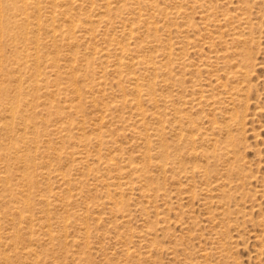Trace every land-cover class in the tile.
I'll return each mask as SVG.
<instances>
[{
    "label": "rangeland",
    "instance_id": "1",
    "mask_svg": "<svg viewBox=\"0 0 264 264\" xmlns=\"http://www.w3.org/2000/svg\"><path fill=\"white\" fill-rule=\"evenodd\" d=\"M16 1L20 4V0ZM47 1L42 4V11L45 9L43 11L45 15L40 20L42 27L36 36L29 34V39H32L31 41L37 39L40 43L50 42L52 28L54 27L58 32L61 28L60 32L65 30V36L58 42L59 44L57 43V51L54 47H50L49 51L46 49L41 54L37 65L24 67L20 55L29 52L30 48L36 43H26L24 45L18 40L26 31V27L17 23L9 24L16 39L3 42L0 47L2 53L0 56V69L5 72L0 70L2 75L0 76V85L2 86L1 83L4 82L0 88V97L2 95L0 111L3 106L4 109L13 108L16 110L17 108L18 112L21 108V111L25 114L24 116L20 112L22 113L20 114L22 115V118H20L22 121L20 119L19 121H13L9 114L0 115V136L2 137V140L0 139V222L3 219L0 223L2 227L0 229V256H7L11 261L10 263L8 260L10 264H264L263 0L262 2L261 0H241V2L238 0H139V4L129 5L125 8L122 6L124 2L133 4L132 2L135 0H109L111 5L106 10L103 7V0H98L96 5L90 3L76 5V0L73 5L70 3L71 0ZM246 7L248 10H246ZM53 8L57 10L55 12L56 21H52L47 16ZM249 8H251L250 11ZM238 13H244L245 16L252 15L248 22L240 23L234 17ZM91 18L93 22H96L94 26L97 28V31H91L92 33L86 31L89 27L87 23ZM205 18L213 20H210L212 23ZM131 20L136 22L135 28L137 26L133 36L128 34L129 29L125 24ZM232 20L234 23H232ZM147 22H155L159 27V31L155 32L152 25L147 24ZM213 23H217L216 28L213 27ZM247 23L248 25H246ZM239 24L240 26H238ZM33 26L31 23L30 27ZM71 27L72 34L69 31ZM232 28L237 29L238 32L241 28V34ZM228 29L230 32H228ZM73 32H76L75 36L77 38L75 40L71 38L72 35L74 36ZM30 40L29 42H31ZM242 40H244V43L240 42ZM125 45L133 49V54L124 56V58L123 56L120 57L121 54L117 49ZM170 45L172 48H170ZM215 51H217V54ZM75 53L78 55V61L67 63L68 68L65 67L64 62H61V65L64 66L60 72L70 71V65L77 66L79 73L72 76L81 80L76 84L85 96L88 88L86 86H95L97 89L95 94L93 96L87 94L88 97L83 102L74 101L76 93H74V88L69 80L55 77L51 71L53 69V57L57 54L73 55ZM91 53L93 56L90 55ZM169 54L170 57L167 58ZM214 54L217 56L216 58ZM223 54H227V59ZM244 54H248L247 59H245L246 55ZM84 55H90V57H84ZM108 55L111 58L110 56L108 58ZM208 55L213 56V58H209ZM251 55L253 60H251ZM139 56L150 59L149 66L136 65ZM163 56H166V58ZM209 59L211 61L215 60V62L211 63L210 61L208 63ZM245 60L249 62L246 63ZM121 61L130 64V67L120 69L122 70L120 73L116 64ZM250 61H253L254 66L250 65ZM215 63H218V65H215ZM242 65H250L249 67L246 66L250 68L251 72H249L248 79L244 78L245 75L242 74L247 68L240 70L241 67L245 68ZM153 67H156L157 70H154ZM103 68L106 69L107 73ZM205 68L206 70L209 68V72L205 71ZM130 69H134V71H130ZM252 69L254 70L251 71ZM115 70L118 75L120 74L119 76H117ZM236 70L242 75L235 73ZM128 71L130 74H128ZM39 72L42 75L38 76ZM104 74L106 77L102 78ZM136 75L140 78L139 83L141 86L143 85L142 88L149 89L151 87L150 97L153 100H150V97L147 98L148 96L139 98L134 93L133 86L136 82L134 79ZM233 75L238 78L233 79ZM102 82L105 84H102ZM34 83H38L37 87ZM102 85H105L104 89L106 90L103 89ZM99 88L101 89L99 90ZM58 89L62 90L57 95L54 91ZM45 93H47V96ZM8 95L11 96V100L13 98L17 100H15L17 102L15 103L16 106L11 105L12 102ZM35 95H38V97ZM135 98H139V103H142L141 110L136 108ZM126 99L134 103L132 107H124ZM20 100L23 102L20 103ZM51 101L52 104H50ZM9 103L10 106L7 105ZM105 104L107 109L103 107ZM30 106H35V109L31 110L32 107ZM142 110L146 114V119L141 123L137 118L139 117L138 112L141 113ZM45 111H47L46 114H44ZM153 113H157V116H159L152 117ZM30 115L34 117L35 121L30 118ZM155 120L158 122L155 123ZM27 121L31 128L23 130L25 128L24 122L27 123ZM42 121L47 123L44 124ZM15 122L17 123L15 124ZM77 123H79V127ZM34 125L38 127H35V129L39 130L34 131ZM105 125H107V129ZM64 126L65 129L62 130L61 127L64 128ZM42 130L44 131L42 132ZM25 131L29 134H25ZM45 131H48V133ZM50 131L52 133L55 131V133L51 134ZM35 133L37 137H34L36 136ZM98 134L99 136H97ZM24 135L27 137V139L25 137L26 142L29 141L27 145L23 143L25 141L23 140ZM15 143L18 150L13 149ZM155 144L160 145V149ZM36 145L39 146L38 149L33 147ZM161 150L164 156L160 153ZM190 150L193 152H190ZM199 151L201 152L199 153ZM81 156L89 160H83ZM55 157L57 158L55 159ZM76 157L80 164L84 161L86 164H81V167L74 160ZM140 164H143L144 167ZM160 165H164L166 170ZM63 171L69 172L68 175L63 174L65 173ZM104 173L107 174L106 177L103 175ZM69 174L71 175L70 178ZM29 175L30 178H28ZM100 175L104 176L103 181L100 180ZM1 176L4 178L7 176L8 178L5 181ZM22 176L23 178H21ZM63 176H65L64 180ZM148 177L152 178V182H148L150 179ZM66 179L69 184L64 183ZM145 180L147 183H145ZM98 181L99 183H97ZM28 182H30V185H28ZM111 183H114V186ZM159 183L160 186H158ZM2 184L8 186L7 190ZM152 184L153 188H151ZM163 184L166 188L163 187ZM24 188L29 190L27 194L20 192ZM204 188L207 189L204 190ZM153 189L157 190V194ZM210 189H212V192ZM143 191L146 193H143ZM166 193L171 197L170 199H168ZM39 194L43 195L40 197ZM48 194L51 195L48 196ZM44 195L53 200L57 199L55 202L58 206L54 203L55 205L48 207L45 203V208L42 205L44 204L42 201L45 198ZM27 196L34 201V207L27 209L31 210L30 212L33 215L41 216L38 218L35 215L34 218L37 217V220L31 223L22 222L19 219V210L16 208L21 206L20 200L22 201ZM157 196L158 198H155ZM38 199L41 200L42 204ZM37 203L40 205H37ZM152 206L153 208H151ZM43 208L47 210L49 208V210L44 209V211ZM27 209V212L24 213L31 214L28 213L29 210ZM213 218L217 219L213 221ZM61 219L62 221H60ZM42 222L43 224H41ZM48 223L51 224V230H53L51 233L53 232L52 234L56 237L52 242L48 241L49 237L47 236L49 235L46 233L47 228L44 227ZM224 223H226V227ZM11 226L17 230L12 231ZM19 229L22 231L19 234L20 236L17 234V239L20 238L21 240L18 241L15 237L13 240L8 239L7 235L11 236L13 232ZM24 229L30 232L28 233L29 237ZM35 234L36 238H34ZM145 234H147V237ZM26 236L29 241L26 240ZM83 236L84 238L81 239ZM16 242L19 243L17 248L19 255L14 244ZM29 250H34L36 253L38 251L39 256L37 253V256L28 257L26 254ZM14 252L17 254H14ZM128 253L130 256H128ZM2 262L0 264H3Z\"/></svg>",
    "mask_w": 264,
    "mask_h": 264
},
{
    "label": "bare ground",
    "instance_id": "2",
    "mask_svg": "<svg viewBox=\"0 0 264 264\" xmlns=\"http://www.w3.org/2000/svg\"><path fill=\"white\" fill-rule=\"evenodd\" d=\"M67 1H69V0H67ZM97 1L98 0H76V2H75V0H71L70 1V3L73 5V4H75L76 3V5H78L79 3H90L91 5H96L97 4ZM102 1V0H101ZM118 1V0H117ZM117 1H116V3H117ZM225 1V0H224ZM238 1H240L241 2V0H238ZM20 2V4L19 3H17V1L16 0H0V47H1V44L3 43V42H7V41H14V39H16V38H14V36H13V34H12V30L10 29V27H9V24H11V23H17V24H20V25H22L23 27L25 26L26 28V31L24 32V34L21 36V38H18V40L21 42V43H23L24 45L26 44V43H36V45H34L33 47H31L30 48V51L29 52H27V53H24V54H21L20 55V60L22 61V65L24 66V67H32V65H37L39 62H38V59L40 58V56H41V54H43L44 52H45V50L47 49H49L50 47H54V49H55V51H57L56 50V45H57V43L60 41V40H62L63 38H64V36H65V30L64 31H61L60 32V29H59V32H58V30L57 29H55L54 27L52 28V35H51V40H50V42H44V43H40L39 42V40H35V41H31L29 38V34L31 35H34V36H36V34H37V32H39L40 31V29H41V23H40V20L43 18V16L45 15V13L42 11V4H45L46 2H48L47 0H20L19 1ZM113 2H115V1H113ZM122 2V1H121ZM156 2V1H155ZM261 2H262V0H261ZM263 2H264V0H263ZM125 3V2H124ZM122 4V6L125 8V7H127V6H129V5H135V4H139L140 2H139V0H135L134 2H132L133 4H127V3H125V4ZM145 3V2H144ZM235 3V2H234ZM260 3V2H259ZM103 4H104V8H105V10L107 9V7H108V9H109V6L111 5V2L108 0H103ZM180 4V3H179ZM202 4V3H201ZM231 4H232V2H231ZM71 5V6H72ZM54 7H58L57 5H53ZM87 6H89V5H87ZM212 6V5H211ZM47 7V6H46ZM61 7V6H60ZM237 7V6H236ZM75 8V7H74ZM86 8V7H85ZM47 9V8H46ZM49 9V8H48ZM51 9V8H50ZM123 9V8H122ZM250 9L251 8H249V11H250ZM66 10V9H65ZM86 10V9H85ZM90 10V9H89ZM102 10V9H101ZM118 10V9H117ZM138 10V9H137ZM235 10V9H234ZM246 10H248V8L246 7ZM57 10L55 9V8H53L52 9V11H49V13L47 14V16H49L50 18H51V20L52 21H56V19H57V17H56V14H55V12H56ZM99 11V10H98ZM149 11V10H148ZM67 12V11H66ZM104 12V11H103ZM206 12V11H205ZM68 13V12H67ZM132 13V12H131ZM164 13V12H163ZM74 14V13H73ZM99 14H100V12H99ZM98 14V15H99ZM171 14H173V13H171ZM207 14V13H206ZM248 14V13H247ZM246 14V15H247ZM122 15V14H121ZM210 15H212V14H210ZM209 15V16H210ZM225 15V14H224ZM235 15V14H234ZM250 16L252 15V14H249ZM88 16V15H87ZM92 16V15H91ZM133 16V15H132ZM141 16V15H140ZM250 16H245V14L244 13H238V14H236V16H234L235 18H237V21L238 22H240V23H243V22H248L249 21V19H250ZM62 17V16H61ZM101 17V16H100ZM206 17V16H205ZM211 17V16H210ZM49 18V19H50ZM90 18V17H89ZM101 18H104L103 16L101 17ZM127 18V17H126ZM140 18V17H139ZM257 18V17H256ZM60 19V18H59ZM64 19V18H63ZM124 19V18H123ZM137 19V18H136ZM207 21L209 20V19H207V18H205ZM220 19V18H219ZM254 20H255V18H253ZM68 20V19H67ZM83 20V19H82ZM112 20V19H111ZM138 20V19H137ZM151 20V19H150ZM211 20V19H210ZM209 20V21H210ZM216 20V19H215ZM220 20H222V19H220ZM220 20H217V21H220ZM77 21H78V19H77ZM211 21H213V20H211ZM210 21V23H212ZM224 21H225V18H224ZM236 21V22H237ZM151 22V21H150ZM150 22H147V24H149ZM190 22V21H189ZM223 22V21H222ZM31 23H32V25H34L33 27H30L31 26ZM44 23V22H43ZM58 23V22H57ZM65 23V22H64ZM71 23V22H70ZM74 23V22H73ZM76 23V22H75ZM94 23H96V22H93V20H92V18L90 19V21H88V23L87 24H89V27H87V30L86 31H92V32H95V31H97V28L94 26ZM209 23V24H210ZM227 23V22H226ZM225 23V24H226ZM230 23V22H229ZM232 23H234V21L232 20ZM250 23V22H249ZM83 24V23H82ZM126 24V26H128V29H129V33L128 34H130V36H133V34H134V32H135V29L137 28V26H136V28H135V25H136V22L133 20H131L129 23L127 22V23H125ZM145 24V23H144ZM151 25H152V29H154L155 30V32H158L159 31V27H158V25H156V23L154 22V23H150ZM214 24V23H213ZM212 24V25H213ZM217 23H215L214 24V26L213 27H215V25H216ZM53 25V24H52ZM65 25V24H64ZM74 25H76V24H74ZM74 25H73V27H74ZM96 25V24H95ZM97 25H99V24H97ZM138 25V24H137ZM211 25V24H210ZM232 25V24H231ZM244 25V24H243ZM246 25H248V23L246 24ZM45 26V25H44ZM58 26V25H57ZM66 26V25H65ZM190 26V25H189ZM218 26V25H217ZM225 26V25H224ZM238 26H240V24L238 25ZM250 26V25H249ZM248 26V27H249ZM122 27V26H121ZM120 27V28H121ZM222 27H223V24H222ZM231 27V26H230ZM229 27V28H230ZM233 27H235V25H233ZM49 28V27H48ZM127 28V27H126ZM216 28V27H215ZM224 28V27H223ZM237 28H239V27H237ZM245 28H247V27H245ZM249 28H251V27H249ZM248 28V29H249ZM220 29V28H219ZM233 29V28H232ZM247 29V30H248ZM146 30V29H145ZM209 30V29H208ZM229 30V29H228ZM227 30V31H228ZM233 30H235V29H233ZM237 30V29H236ZM235 30V31H236ZM240 30H241V28H240ZM240 30H239V32H238V30H237V33H240L241 34V32H240ZM245 30V29H244ZM69 31H71V34H72V27H71V29H69ZM74 31V30H73ZM79 31V30H78ZM151 31V30H150ZM162 31V30H161ZM180 31V30H179ZM232 31V30H231ZM91 32V33H92ZM147 32V31H146ZM228 32H230V30L228 31ZM233 32V31H232ZM75 33L76 32H73V34H74V36L72 35V39H76L77 37L75 36ZM85 33V32H84ZM145 33V32H144ZM166 33V32H165ZM173 33V32H172ZM187 34V33H186ZM229 34H231V33H229ZM228 34V35H229ZM234 34V33H233ZM143 35V34H142ZM155 35H156V33H155ZM158 35H159V33H158ZM171 35V34H170ZM235 35V34H234ZM234 35H233V37H234ZM33 36V37H34ZM83 36V35H82ZM94 36V35H93ZM98 36V35H97ZM147 36V35H146ZM230 36V35H229ZM242 37H243V35H241ZM127 37V36H126ZM142 37V36H141ZM140 37V38H141ZM159 37V36H158ZM178 37V36H177ZM191 37V36H190ZM232 37V38H233ZM32 38V37H31ZM69 38V37H68ZM88 38V37H87ZM108 38V37H107ZM231 38V39H232ZM238 38V37H237ZM244 38V37H243ZM250 38V37H249ZM82 39V38H81ZM174 39V38H173ZM29 40L31 41V42H29ZM114 40V39H113ZM127 40V39H126ZM237 41L239 40V39H236ZM246 40H248V39H246ZM245 40V41H246ZM68 41V40H67ZM107 41V40H106ZM116 41H117V39H116ZM182 41V40H181ZM234 41V40H233ZM244 40H242V41H240V42H243ZM100 42V41H99ZM115 42V41H114ZM129 42V41H128ZM127 42V43H128ZM165 42H167L166 40H165ZM184 42V41H183ZM214 42V41H213ZM73 43H75V42H73ZM153 43V42H152ZM162 43V42H161ZM176 43V42H175ZM174 43V44H175ZM192 43V42H191ZM190 43V44H191ZM244 43V42H243ZM59 44V43H58ZM65 44V43H64ZM106 44V43H105ZM121 44V43H120ZM171 44H172V42H171ZM236 44V43H235ZM100 45V44H99ZM118 45V44H117ZM142 45V44H141ZM145 45V44H144ZM176 45V44H175ZM214 45V44H213ZM71 46H72V44H71ZM109 46V45H108ZM111 46V45H110ZM171 46V45H170ZM185 46V45H184ZM187 46V45H186ZM106 47V46H105ZM115 47H117V46H115ZM157 47V46H156ZM159 47H161V46H159ZM189 47V46H188ZM214 47H216V46H214ZM163 48V47H162ZM170 48H172V46L170 47ZM84 49V48H83ZM103 49V48H102ZM153 49V48H152ZM191 49V48H190ZM78 49L76 48V51H77ZM118 52H119V54H121L120 55V57L121 56H128V55H131V54H133V49H131L129 46H120L118 49ZM169 50V49H168ZM216 50V49H215ZM49 51V50H48ZM54 51V52H55ZM172 51V50H171ZM177 51V50H176ZM175 51V52H176ZM183 51V50H182ZM197 51V50H196ZM213 51V50H212ZM219 51V50H218ZM53 52V51H52ZM73 52V51H72ZM78 52V51H77ZM179 52V51H178ZM199 52V51H198ZM217 51H215V53H216ZM49 53H51V52H49ZM90 53V52H89ZM106 53V52H105ZM212 53H214V52H212ZM1 50H0V56H1ZM47 54V53H46ZM52 54V53H51ZM81 54V53H80ZM88 54V53H87ZM114 54V53H113ZM152 54V53H151ZM217 54V53H216ZM50 55V54H49ZM91 56H93L92 55V53L90 54ZM90 55H88V56H85L84 55V57H90ZM97 55V54H96ZM223 55H225V57L227 56V54H223ZM244 55H246V54H244ZM248 55V54H247ZM247 55L245 56V59H247ZM100 56V55H99ZM103 56V55H102ZM109 56L110 55H108V58H109ZM209 56V55H208ZM207 56V57H208ZM211 56V55H210ZM209 56V58H213V56H211L210 57ZM250 56V55H249ZM83 57V56H82ZM104 57V56H103ZM102 57V58H103ZM115 57H117V56H115ZM124 57V58H125ZM164 57V56H163ZM170 57V54L168 55V57L167 58H169ZM214 57L216 58L217 56H215V54H214ZM223 57V56H222ZM2 58V57H1ZM95 58V57H94ZM98 58V57H97ZM101 58V59H102ZM110 58H111V56H110ZM133 58V57H132ZM164 58H166V56L164 57ZM224 58V57H223ZM251 58H252V55H251ZM250 58V59H251ZM18 59V58H17ZM87 59V58H86ZM89 59H91V58H89ZM92 59H93V57H92ZM92 59H91V61H92ZM208 59V58H207ZM226 59H227V57H226ZM249 59V60H250ZM8 60V59H7ZM88 60V59H87ZM113 60V59H112ZM121 60V59H120ZM126 60H127V58H126ZM126 60H123V61H126ZM165 60V59H164ZM183 60V59H182ZM251 60H253V58L251 59ZM78 61V55H76V53L75 54H71V55H66V54H64V55H59V54H57L55 57H53L52 58V63H53V69L51 70L52 71V74L55 76V77H62L63 79H66V80H69L70 82H71V85L73 86V88H74V93H76V98L74 97V101H79V102H83V101H85L84 99L86 98V97H88L87 96V94H91L92 96L95 94V92L97 91V89L95 88V86H91V85H87L86 87H90L89 89L87 88V90H86V96L84 95V92L83 91H81V89H79L78 87H77V82H81V80H79V78L78 77H76V78H74L73 76L74 75H76L77 73H79V69H77L76 67L77 66H74V65H70L69 67H70V71H64L63 73H61L60 72V70L63 68V66L61 65V62H64L65 63V67H67V63H71V62H77ZM83 61V60H82ZM82 61H81V63H82ZM103 61V60H102ZM105 61V60H104ZM123 61H121L120 63H118V64H116L117 65V67H118V71L121 73V71L122 70H120V69H123L124 67H130V64H127L126 62H123ZM128 61V60H127ZM151 60L150 59H148V58H146V57H143V56H139L138 57V60L136 61V65H146V66H149L148 64H149V62H150ZM210 59H209V61H207L208 63H210ZM223 61V60H222ZM228 61V60H227ZM240 61H242V60H240ZM248 61V60H247ZM247 61L245 60V62L247 63ZM6 62V61H5ZM46 62V61H45ZM90 62V61H89ZM97 62V61H96ZM134 62V61H133ZM171 62V61H170ZM202 62V61H201ZM204 62V61H203ZM202 62V63H203ZM212 62H215V60H212L211 61V63ZM219 63H220V61H218ZM244 62V63H245ZM249 62V61H248ZM252 62L253 61H250V65L252 64ZM16 63V62H15ZM43 63V62H42ZM86 64H87V61L85 62ZM102 63V62H101ZM106 63H108V62H106ZM111 63V62H110ZM109 63V64H110ZM115 63V62H114ZM224 63V62H223ZM244 63H241V64H244ZM245 63V64H246ZM1 64V63H0ZM67 64V65H66ZM74 64V63H73ZM86 64H85V66H86ZM93 64V63H92ZM100 64V63H99ZM103 64H105V63H103ZM170 64V63H169ZM193 64H195V63H193ZM218 65V63H215V65ZM239 64H240V62H239ZM238 64V65H239ZM21 65V64H20ZM81 65V64H80ZM106 65V64H105ZM105 65H103L104 67H105ZM135 65V64H134ZM188 65V64H187ZM207 65V64H206ZM227 65V64H226ZM249 65V66H250ZM90 66V65H89ZM100 66H102V64H100ZM107 66V65H106ZM205 66V65H204ZM209 66H211V65H209ZM208 66V67H209ZM240 66V65H239ZM238 66V67H239ZM243 67L245 66V68H242L241 67V69L240 70H242V69H246L247 67H249V66H247V65H242ZM247 66V67H246ZM252 66H254L253 64H252ZM83 67H84V65H83ZM114 67H115V65H114ZM167 67V66H166ZM169 67V66H168ZM179 67V66H178ZM189 67V66H188ZM190 67H191V65H190ZM207 67V66H206ZM216 67V66H215ZM2 68H3V66H2ZM68 68V67H67ZM111 68V67H110ZM170 68V67H169ZM212 68H213V66H212ZM19 69V68H18ZM30 69V68H29ZM85 69H86V67H85ZM105 68H103V70H104ZM112 69V68H111ZM128 69V68H127ZM153 69L154 70H157V68L156 67H153ZM152 69V70H153ZM200 69H202V68H200ZM209 68H207V70H206V68H205V71H208L209 72V70H208ZM248 70L250 69V68H247ZM246 69V70H247ZM1 71L3 70V69H0ZM6 70V69H5ZM134 71V69H130V71ZM161 70V69H160ZM169 71H170V69H168ZM175 70V69H174ZM214 70V69H213ZM239 70V69H238ZM239 70V71H240ZM244 71V72H242V74L243 75H245V77L244 78H247L248 77V75H250V70L248 71ZM254 69H252L251 71H253ZM15 71V70H14ZM19 71V70H18ZM40 71V70H39ZM83 71V70H82ZM110 71H112V70H110ZM126 71V70H125ZM168 71V72H169ZM3 72H4V70H3ZM2 72V73H3ZM7 72V71H6ZM20 72V71H19ZM85 72V71H84ZM90 72H91V70H90ZM93 72V71H92ZM103 72V71H102ZM105 72H106V69H105ZM129 72V71H128ZM171 72V71H170ZM201 72V71H200ZM235 72V71H234ZM241 72V71H240ZM250 72V73H249ZM1 73V72H0ZM5 73V72H4ZM20 73H22V72H20ZM33 73H35L34 71H33ZM45 73V72H44ZM94 73V72H93ZM107 73V72H106ZM114 73V72H113ZM115 73L117 74V76H119L118 75V73L116 72V70H115ZM114 73V74H115ZM127 73V72H126ZM132 73V72H131ZM235 73H238V71L236 70V72ZM253 73V72H252ZM91 74V73H90ZM128 74H130V72L128 73ZM210 74V73H209ZM239 74V73H238ZM241 73L239 74V75H242ZM5 75V74H4ZM7 75V74H6ZM5 75V76H6ZM10 75H12L11 73H10ZM39 75H42L40 72H39V74H38V76ZM45 75V74H44ZM73 75V76H72ZM127 75V74H126ZM172 75V74H171ZM176 75V74H175ZM174 75V76H175ZM237 75V74H236ZM0 76H2L1 74H0ZM32 76V75H31ZM129 76V75H128ZM252 76V75H251ZM251 76H249V77H251ZM8 78H9V76H7ZM27 77V76H26ZM35 77V76H34ZM33 77V78H34ZM36 77H37V75H36ZM87 77V76H86ZM101 77V76H100ZM104 77H106V75L104 74V76L102 77V78H104ZM125 77V76H124ZM149 77V76H148ZM152 77V76H151ZM229 77V76H228ZM235 77H237V76H234L233 75V79L235 78ZM242 77V76H241ZM14 78V77H13ZM29 78V77H28ZM127 78V77H126ZM132 78V77H131ZM170 78V77H169ZM238 78V77H237ZM18 79V78H17ZM106 79V78H105ZM127 79H129V78H127ZM126 79V80H127ZM135 79V85L133 86V90H134V93H136L137 94V96H139V98L141 97H143V96H148L147 98H149L151 95V91H150V89H151V87L149 88V89H146V88H142V86H141V84L139 83V77H137V75H136V77L134 78ZM230 79V78H229ZM248 79V78H247ZM0 80H1V77H0ZM22 80V79H21ZM28 80V79H27ZM38 80V79H37ZM131 80V79H130ZM33 81H34V79H33ZM32 81V82H33ZM47 81V80H46ZM106 81V80H105ZM120 82H121V80H119ZM134 81V80H133ZM133 81H129V82H133ZM151 81V80H150ZM17 82V81H16ZM21 82V81H20ZM34 82H36V80L34 81ZM89 82V81H88ZM118 82V81H117ZM152 82V81H151ZM154 82V81H153ZM22 83V82H21ZM20 83V84H21ZM90 83V82H89ZM104 82H102V84H103ZM122 83V82H121ZM144 83V82H143ZM222 83V82H221ZM220 83V84H221ZM2 84V86H3V84H4V82H2L1 83ZM19 84V85H20ZM23 84V83H22ZM35 85H36V87H37V85H38V83H34ZM105 84V83H104ZM148 84V83H147ZM173 84V83H172ZM18 85V86H19ZM99 85H100V83H99ZM150 85V84H149ZM161 85V84H160ZM169 85V84H168ZM211 85H212V82H211ZM222 85H224V84H222ZM1 85H0V88L2 87ZM22 86V85H21ZM29 86V85H28ZM27 86V87H28ZM79 86V85H78ZM104 86L105 85H102V87H103V89H104ZM146 86V85H145ZM144 86V87H145ZM166 86V85H165ZM170 86V85H169ZM197 86V85H196ZM203 86H204V84H203ZM41 87V86H40ZM130 87V86H129ZM163 87V86H162ZM218 87H219V85H218ZM4 88H5V86H4ZM3 88V89H4ZM30 88V87H29ZM215 88V87H214ZM220 88V87H219ZM15 89V88H14ZM31 89V88H30ZM101 88H99V90H100ZM216 89V88H215ZM25 90V89H24ZM23 90V91H24ZM41 90V89H40ZM62 90V89H61ZM61 90L60 89H58V90H56V91H54V93L55 94H60L61 93ZM104 90H106V89H104ZM122 90V89H121ZM120 90V91H121ZM130 90V89H129ZM128 90V91H129ZM158 90V89H157ZM161 90V89H160ZM206 90V89H205ZM27 91V90H26ZM126 91V90H125ZM42 92V91H41ZM47 92V91H46ZM122 92V91H121ZM130 92V91H129ZM132 92V91H131ZM172 92V91H171ZM192 92V91H191ZM207 92V91H206ZM215 92V91H214ZM217 92V91H216ZM1 93H3V91H1ZM71 93V92H70ZM101 93V92H100ZM126 93H127V91H126ZM226 93V92H225ZM230 93H231V91H230ZM16 95H17V92L15 93ZM27 95H28V93H26ZM213 94V93H212ZM211 94V95H212ZM217 94V93H216ZM15 95V96H16ZM21 95V94H20ZM20 95H18V96H20ZM45 95L47 96V93H45ZM7 96V95H6ZM9 96L10 95H8V98H9ZM14 96V97H15ZM22 96H23V93H22ZM35 96H37L38 97V95H35ZM43 96V95H42ZM99 96V95H98ZM103 96V95H102ZM106 96V95H105ZM104 96V97H105ZM136 96V95H135ZM13 97V96H12ZM45 97V96H44ZM55 97V96H54ZM134 97V96H133ZM169 97V96H168ZM209 97V96H208ZM16 98V97H15ZM23 98V97H22ZM33 98V97H32ZM35 98V97H34ZM41 98H43V97H41ZM68 98V97H67ZM98 98V97H97ZM139 98H135V100H136V104H135V106H136V108L137 109H139V110H141L142 108H141V104L142 103H139ZM171 98V97H170ZM2 99V95H1V97H0V100ZM6 99V98H5ZM12 98H11V96H10V100H11ZM26 99V98H25ZM94 99H95V97H94ZM150 100H153V98H149ZM180 99V98H179ZM222 99V98H221ZM226 99H227V97H226ZM233 99V98H232ZM14 100V101H13ZM13 100H11V105H15L16 106V104L15 103H17V102H15V100L16 99H14L13 98ZM19 100V99H18ZM24 100V99H23ZM34 100H36V99H34ZM173 100V99H172ZM208 100V99H207ZM17 101V100H16ZM22 100H20V103H22L21 102ZM38 101H39V99H38ZM38 101L36 102L37 104H38ZM92 101V100H91ZM220 101V100H219ZM219 101H217V102H219ZM101 102V101H100ZM172 102V101H171ZM10 103L9 104H7V105H9L10 106ZM25 103V102H24ZM86 103V102H85ZM90 103V102H89ZM88 103V104H89ZM210 103V102H209ZM216 103V102H215ZM44 104V103H43ZM42 104V105H43ZM50 104H52V101L50 102ZM133 102H131V101H129V100H125L124 101V107L125 106H129V107H132L133 106ZM197 104V103H196ZM211 104V103H210ZM26 106H27V104H25ZM156 105V104H155ZM15 106H11V107H15ZM41 106V105H40ZM49 106V105H48ZM82 106V105H81ZM143 106V105H142ZM194 106H196V105H194ZM22 107V106H21ZM28 107H29V105H28ZM27 107V108H28ZM30 107H32V108H30L31 110L35 107V106H30ZM47 107V106H46ZM103 107H107V105L105 104V106H103ZM116 107H117V105H116ZM151 107V106H150ZM162 107V106H161ZM9 108V107H8ZM52 108V107H51ZM67 108H68V106H67ZM35 109V108H34ZM107 109V108H106ZM105 109V110H106ZM124 109V108H123ZM133 109V108H132ZM167 109H169V108H167ZM25 110V109H24ZM155 110V109H154ZM234 111V110H233ZM236 111H238L237 109H236ZM20 112H22L21 111V108H20ZM20 112H18L17 111V108H16V110H14L13 108H11V109H7V108H5L4 109V106H3V108H2V110L0 111V115H7V114H9V117L13 120V121H15V120H18L19 121V119L20 118H22L21 116L22 115H20V114H22V113H20ZM25 112H26V110H25ZM144 111L142 110V112L140 113V112H138V115H139V117L137 118L138 119V121L139 122H143L145 119H146V114H144L143 113ZM150 112V111H149ZM31 113V112H30ZM47 113V111H45V113L44 114H46ZM50 113V112H49ZM238 113V112H237ZM24 114V113H23ZM32 114V113H31ZM51 114V113H50ZM74 114V113H73ZM178 114V113H177ZM241 115H242V113H240ZM36 115H37V113H36ZM77 115V114H76ZM163 115V114H162ZM238 115V114H237ZM240 115V116H241ZM24 116H25V114H24ZM31 117V119L33 118V120H34V117H32V115H30ZM95 116V115H94ZM104 116H106V115H104ZM151 116V115H150ZM159 116V115H158ZM157 116V113H153L152 114V117H158ZM177 116V115H176ZM53 117V116H52ZM81 117H83V116H81ZM98 117V116H97ZM119 117H120V115H119ZM165 117V116H164ZM29 118V119H30ZM234 118H236V117H234ZM8 119V118H7ZM25 119V118H24ZM71 119H73V118H71ZM100 119V118H99ZM161 119H162V117H161ZM178 119V118H177ZM237 119V118H236ZM21 120V119H20ZM43 120V119H42ZM47 120V119H46ZM101 120V119H100ZM158 120V119H157ZM160 120V119H159ZM166 120V119H165ZM232 120V119H231ZM22 121V120H21ZM25 122H26V120H24ZM35 121V120H34ZM47 121H49V120H47ZM76 121H77V118H76ZM119 121V120H118ZM156 121V120H155ZM167 121V120H166ZM24 122V126H25V128H23V130L24 129H26V130H28V129H30L31 128V126L29 125V123H28V121H27V123H25ZM42 122H44V121H42ZM158 121H156L155 123H157ZM164 122V121H163ZM9 123H10V121H9ZM13 123V122H12ZM17 122H15V124H16ZM20 123V122H19ZM47 123V122H46ZM45 122H44V124H46ZM64 123V122H63ZM79 123H80V121H79ZM79 123H77V125H78V127H79ZM81 123H82V120H81ZM161 123V122H160ZM165 123V122H164ZM163 123V124H164ZM27 124V125H26ZM83 124H84V122H83ZM132 124V123H131ZM4 125H6V124H4ZM8 125V124H7ZM10 125V124H9ZM8 125V126H9ZM14 125V124H13ZM20 125V124H19ZM87 125V124H86ZM240 125H241V123H240ZM37 126H38V124H37ZM37 126H35L34 125V129H35V127H37ZM46 126V125H45ZM54 126H55V124H54ZM53 126V127H54ZM97 126V125H96ZM106 126L107 125H105V128H106ZM144 126V125H143ZM181 126V125H180ZM5 128H6V126H4ZM12 127V126H11ZM39 127V126H38ZM37 127V128H38ZM138 127V126H137ZM160 127V126H159ZM167 127V126H166ZM176 127V126H175ZM174 127V128H175ZM195 127V126H194ZM215 127V126H214ZM35 129L34 131H36V130H39V129ZM62 128V130H64L65 129V126H64V128L63 127H61ZM76 128H77V126H76ZM80 128H81V126H80ZM84 128V127H83ZM163 128V127H162ZM213 128V127H212ZM13 129V128H12ZM68 129V128H67ZM85 129V128H84ZM100 129V128H99ZM107 129V128H106ZM129 129V128H128ZM145 129V128H144ZM155 129V128H154ZM158 129V128H157ZM221 129V128H220ZM46 130V129H45ZM49 130V129H48ZM82 129H80V131H81ZM172 130V129H171ZM16 131V130H15ZM30 131H32V130H30ZM44 130H42V132H43ZM57 132H58V130H56ZM83 131V130H82ZM99 131V130H98ZM97 131V132H98ZM131 131V130H130ZM8 132V131H7ZM9 132H10V130H9ZM24 132V131H23ZM46 132V131H45ZM51 132V134H54L55 133V131L52 133V131H50ZM84 132V131H83ZM132 132V131H131ZM144 132H145V130H144ZM22 133V132H21ZM20 133V134H21ZM26 133H28V132H26L25 131V134ZM32 133V132H31ZM46 133H48V131L46 132ZM17 134V133H16ZM23 134V133H22ZM29 134V133H28ZM33 134V133H32ZM50 134V135H51ZM56 134H58V133H56ZM61 134H62V132H61ZM158 134V133H157ZM35 135L36 136H34V137H37V134L35 133ZM46 135V134H45ZM48 135V134H47ZM80 135V134H79ZM86 135V134H85ZM187 135V134H186ZM185 135V136H186ZM16 137H17V135H15ZM27 136H31V135H27ZM65 136H66V134H65ZM97 136H99V134L97 135ZM147 135L145 134V137H146ZM158 136H159V134H158ZM161 136V135H160ZM181 136V135H180ZM185 136H183V137H185ZM195 136V135H194ZM193 136V137H194ZM25 137H26V135H24V137H23V140H25ZM39 137V136H38ZM40 137H41V135H40ZM86 137V136H85ZM104 137V136H103ZM11 138V137H10ZM19 138V137H18ZM17 138V139H18ZM69 138V137H68ZM89 138V137H88ZM96 138V137H95ZM97 138H99V137H97ZM136 138V137H135ZM148 138V137H147ZM199 138V137H198ZM0 139L2 140V137L0 136ZM26 139H27V137H26ZM30 139V138H29ZM35 139V138H34ZM38 139V138H37ZM140 139V138H139ZM142 139V138H141ZM156 139V138H155ZM158 139V138H157ZM232 139V138H231ZM36 140V139H35ZM34 140V141H35ZM138 140V139H137ZM188 140H190V139H188ZM199 140V139H198ZM214 140V139H213ZM217 140V139H216ZM28 141V140H27ZM31 141V140H30ZM41 141V140H40ZM93 141V140H92ZM231 141V140H230ZM240 141V140H239ZM10 142V141H9ZM33 142V141H32ZM43 142V141H42ZM139 142V141H138ZM147 142V141H146ZM18 143V142H17ZM23 143L25 144V145H27L28 143H29V141L28 142H26V140L25 141H23ZM74 143V142H73ZM148 143V142H147ZM154 143V142H153ZM160 143V145H162V143L161 142H159ZM191 143H192V141H191ZM195 143V142H194ZM217 143V142H216ZM230 143V142H229ZM241 143V142H240ZM20 144V143H19ZM76 144H77V142H76ZM5 145V144H4ZM10 145H12V144H10ZM9 145V146H10ZM32 145V144H31ZM42 145V144H41ZM155 145H157V144H155ZM160 145H157L158 146V148L160 147ZM230 145H233V144H230ZM6 146V145H5ZM4 146V147H5ZM17 146V144L15 143V144H13V149L15 148V149H17L18 150V146ZM7 147V146H6ZM23 147V146H22ZM29 147V146H28ZM28 147H27V149H28ZM33 147H35L36 149H38L39 148V146L37 147V145L36 146H33ZM43 147V146H42ZM45 147V146H44ZM152 147V146H151ZM163 147H165L164 145H163ZM162 146H161V148H163ZM192 147H193V145H192ZM195 147V146H194ZM54 148H56V147H54ZM140 148H141V145H140ZM143 148V147H142ZM233 148V147H232ZM2 149V148H1ZM153 149V148H152ZM160 149V148H159ZM158 149V150H159ZM163 149H165V148H163ZM234 149V148H233ZM59 151H60V149H58ZM141 151H142V149H140ZM147 150H148V148H147ZM212 150H213V148H212ZM211 150V152H213ZM47 151H48V148H47ZM98 151V150H97ZM4 152V151H3ZM36 152V151H35ZM39 152V151H38ZM44 152H46V151H44ZM57 152V151H56ZM66 152V151H65ZM72 152V151H71ZM76 152V151H75ZM80 152H81V150H80ZM95 152V151H94ZM149 152V151H148ZM190 152H193V151H191L190 150ZM201 151H199V153H200ZM5 153V152H4ZM27 153V152H26ZM40 153V152H39ZM70 153V152H69ZM73 153V152H72ZM77 153V152H76ZM92 153H93V151H92ZM158 153V152H157ZM161 154H163V156H164V153L162 152V150H161V152H160ZM166 154H167V152H165ZM41 154H43V153H41ZM79 154V153H78ZM83 154V153H82ZM84 154H86V153H84ZM97 154V153H96ZM193 154V153H192ZM202 154V153H201ZM200 154V155H201ZM229 154V153H228ZM60 155H61V152H60ZM71 155V154H70ZM75 155H77V154H75ZM87 155V154H86ZM100 155V154H99ZM147 155H148V153H147ZM168 155V154H167ZM2 156H3V154H2ZM24 156H25V154H24ZM106 156V155H105ZM149 156V155H148ZM162 156V155H161ZM161 156H159V157H161ZM162 156V157H163ZM202 156V155H201ZM205 156V155H204ZM3 157H5V155L3 156ZM51 157H53V156H51ZM62 157V156H61ZM73 157V156H72ZM82 157V156H81ZM87 157H88V155H87ZM137 157H140V156H137ZM162 157H161V159H162ZM13 158V157H12ZM15 158V157H14ZM26 158V157H25ZM35 158V157H34ZM57 157H55V159H56ZM58 158H59V155H58ZM83 158V160H86L87 158L86 157H82ZM85 158V159H84ZM102 158V157H101ZM101 158H100V160H101ZM107 158V157H106ZM166 158V157H165ZM3 159H5V158H3ZM2 159V160H3ZM24 159V158H23ZM77 159V157L74 159V160H76ZM140 159V158H139ZM144 159H145V157H144ZM154 159H155V157H154ZM164 159V158H163ZM8 160H9V158H8ZM22 160V159H21ZM34 160V159H33ZM87 160H89V159H87ZM150 160V159H149ZM5 161H6V159H5ZM27 161V160H26ZM97 161V160H96ZM147 161H148V159H147ZM11 162V161H10ZM75 162V161H74ZM76 162H78V160H76ZM85 162V161H84ZM81 163V164H86V163ZM160 162V161H159ZM162 162H163V160H162ZM46 163H47V161H46ZM79 163V162H78ZM78 163H77V165H78ZM88 163V162H87ZM138 163V162H137ZM144 163V162H143ZM149 163V162H148ZM163 163H165V162H163ZM5 164H6V162H5ZM80 164V163H79ZM80 164V166L82 167V165ZM145 164V163H144ZM157 164V163H156ZM45 165V164H44ZM137 165V164H136ZM140 165H142L143 166V164H140ZM150 165V164H149ZM22 166V165H21ZM28 166V165H27ZM79 165H78V167H80ZM23 167V166H22ZM53 167H54V165H53ZM84 167V166H83ZM88 167V166H87ZM144 167V166H143ZM152 167H154V166H152ZM160 167H162L163 169L165 168V170H166V167H164V165H160ZM240 167V166H239ZM91 168V167H90ZM105 168V167H104ZM133 168V167H132ZM241 168V167H240ZM98 169H99V167H98ZM121 169H123V168H121ZM145 169V168H144ZM147 170H148V167L146 168ZM207 169H208V167H207ZM29 170V169H28ZM47 170V169H46ZM79 170V169H78ZM132 171H133V169H131ZM5 171V170H4ZM93 171V170H92ZM135 171H136V169H135ZM173 171V170H172ZM196 171V170H195ZM243 171V170H242ZM23 172H24V170H23ZM32 172V171H31ZM47 172H48V170H47ZM63 172H65V173H63V174H65V175H68L67 173H69V172H67L66 173V171H63ZM137 172H138V170H137ZM143 172V171H142ZM141 172V173H142ZM1 173H3V172H1ZM6 173V172H5ZM46 173V172H45ZM50 173V172H49ZM48 173V174H49ZM52 173V172H51ZM97 173H99V172H97ZM101 173V172H100ZM105 173H106V171H105ZM103 174L104 176L105 175H107V174ZM131 173H133V172H131ZM146 173V172H145ZM165 173V172H164ZM172 173V172H171ZM22 174V173H21ZM21 174H20V176H21ZM24 174V173H23ZM28 174V173H27ZM81 174V173H80ZM127 174V173H126ZM206 174V173H205ZM205 174H203V175H205ZM238 174V173H237ZM32 175H33V173H32ZM40 175V174H39ZM44 175V174H43ZM47 175V174H46ZM45 175V176H46ZM53 175H54V171H53ZM52 175V176H53ZM59 175H61V174H59ZM70 175V174H69ZM91 175H93V173H91ZM91 175H89L90 177H92ZM103 175H100L101 177V179L100 180H104V176ZM142 175V174H141ZM5 176V175H4ZM42 176V175H41ZM50 176H51V174H50ZM49 176V177H50ZM55 176V175H54ZM128 176V175H127ZM206 176V175H205ZM226 176V175H225ZM2 178H4L3 176H1ZM43 177V176H42ZM48 177V178H49ZM71 177V175L69 176V178ZM89 177V178H90ZM94 177V176H93ZM97 178H98V176H96ZM106 177V176H105ZM145 177V176H144ZM7 176L4 178L5 179V181L7 180ZM21 178H23V176L21 177ZM25 178H26V176H25ZM28 178H30V175H29V177ZM54 178V177H53ZM64 178H65V176H63V180H64ZM89 178H88V181H89ZM119 178V177H118ZM121 178V177H120ZM146 178V177H145ZM144 178V179H145ZM150 177H148V179H149ZM207 178V177H206ZM226 178V177H225ZM242 178V177H241ZM31 179H33V178H31ZM50 179V178H49ZM150 179H151V181H150ZM149 179V181L148 182H152V178H150ZM243 179V178H242ZM11 180V179H10ZM9 180V181H10ZM60 180H62V179H60ZM60 180H58V181H60ZM99 180V181H100ZM102 180V181H103ZM67 181V179L65 180V182L64 183H66V184H69V183H67L66 182ZM70 181V180H69ZM75 181V180H74ZM93 181V180H92ZM99 181L97 182V183H99ZM101 181V182H102ZM121 181V180H120ZM136 181H137V179H136ZM243 181V180H242ZM94 182V181H93ZM244 182V181H243ZM245 182H246V180H245ZM3 183V182H2ZM26 183V182H25ZM24 183V184H25ZM29 184L28 185H30V182H28ZM44 183V182H43ZM81 183V182H80ZM96 183V184H97ZM114 183H116V182H114ZM114 183H111L112 185L114 184ZM119 183V182H118ZM123 183V182H122ZM128 184H129V182H127ZM126 183V184H127ZM132 183V182H131ZM145 183H147L146 182V180H145ZM157 183V182H156ZM6 184V183H5ZM22 184V183H21ZM36 184H38V183H36ZM61 184H63V183H61ZM71 184V183H70ZM120 184V183H119ZM125 184V185H126ZM127 184V185H128ZM136 184H137V182H136ZM26 185V184H25ZM72 185V184H71ZM92 185H94V184H92ZM117 185V184H116ZM121 185V184H120ZM124 185V184H123ZM142 185H143V183H142ZM164 186V188H166L165 187V184H163ZM229 185V184H228ZM244 185V184H243ZM2 186H3V184H2ZM18 186V185H17ZM24 186V185H23ZM114 186V185H113ZM149 186V185H148ZM158 186H160V183H159V185ZM162 186V185H161ZM6 190H7V187L6 186H3ZM28 187V186H27ZM46 187V186H45ZM75 187V186H74ZM118 187H119V185H118ZM118 187H116L117 189H118ZM124 187V186H123ZM137 187V186H136ZM144 187H146V186H144ZM150 187H151V185H150ZM215 187V186H214ZM240 187V186H239ZM48 188V187H47ZM78 188V187H77ZM80 188V187H79ZM120 188H121V186H120ZM119 188V189H120ZM135 188V187H134ZM151 188H153V184H152V187ZM160 188V187H159ZM4 189V190H5ZM30 189V188H29ZM33 189H34V187H33ZM67 189V188H66ZM70 189V188H69ZM107 189V188H106ZM105 189V190H106ZM122 189V188H121ZM207 189V188H206ZM205 188H204V190H206ZM240 189H241V187H240ZM73 191L75 190V189H72ZM78 190V189H77ZM81 190V189H80ZM126 190V189H125ZM211 190V192H212V189H210ZM28 191L29 190H27L26 188H24V189H21L20 190V192L22 193V194H27L28 193ZM44 191V190H43ZM71 191V190H70ZM70 191H69V193H70ZM148 191V190H147ZM153 191L157 194V190L155 191L154 189H153ZM168 191V190H167ZM207 191H209V190H207ZM214 191V190H213ZM34 192V191H33ZM122 192V191H121ZM125 192V191H124ZM128 192V191H127ZM136 192V191H135ZM145 191H143V193H144ZM166 192V191H165ZM164 192V193H165ZM106 193V192H105ZM146 193V192H145ZM148 193V192H147ZM41 194V193H40ZM39 194V195H40ZM72 194V193H71ZM123 194V193H122ZM156 194H154V196H156ZM43 195V194H42ZM42 195H40V197L42 196ZM45 195H47L46 193H45ZM44 195V197L45 198H43V202H44V204H42V202H41V200H39V199H41L39 196H37V198H39L38 200H39V202H41V204L42 205H44L45 206V203L48 205V207L50 206V205H55L54 203H56V205H57V202H55L56 200H53V199H50V197H48V196H50L49 194H48V196H45ZM58 195V194H57ZM110 195V194H109ZM121 195V194H120ZM124 195V194H123ZM139 195H141V194H139ZM145 195V194H144ZM146 195H148V194H146ZM166 195L168 196V199H170L171 197H169V195L166 193ZM72 196V195H71ZM74 196V195H73ZM29 196H27V198H23L22 199V201L20 200V207H16L18 210H19V219L22 221V222H29V223H31V222H33V221H35V220H37L36 218H34V216L35 215H37V214H35V215H33L30 211L31 210H29V209H27V208H31L33 205H34V201L32 200V199H30V198H28ZM55 197V196H54ZM58 197V196H57ZM151 197H152V195H151ZM52 198V197H51ZM155 198H158V196L157 197H155ZM117 199V198H116ZM121 199V198H120ZM167 199V200H168ZM155 200V199H154ZM157 201V200H156ZM155 201V202H156ZM169 201V200H168ZM171 201V200H170ZM144 202V201H143ZM153 202V201H152ZM69 203V202H68ZM123 203V202H122ZM145 204V203H144ZM37 205H40L39 203H37ZM60 205V204H59ZM122 205V204H121ZM143 205V204H142ZM151 205V204H150ZM58 206V205H57ZM65 206V205H64ZM92 206V205H91ZM34 207V206H33ZM89 207V206H88ZM97 207V206H96ZM23 208H25L24 209V211H23ZM45 208H46V206H45ZM45 208H43V210L45 209ZM92 208V207H91ZM151 208H153V206L151 207ZM4 209V208H3ZM26 209L27 210H29L28 211V213L30 212L31 214H27V213H24L25 211H26ZM32 209V208H31ZM42 209V208H41ZM89 209V208H88ZM227 209V208H226ZM45 210H47V209H45ZM44 210V211H45ZM48 210H49V208H48ZM47 210V211H48ZM4 211V210H3ZM87 211V210H86ZM153 211V210H152ZM27 212V211H26ZM40 212H42L41 210H40ZM146 212V211H145ZM12 213H14V212H12ZM11 213V214H12ZM36 213V212H35ZM148 213H149V211H148ZM222 213V212H221ZM122 214V213H121ZM147 214V213H146ZM160 214H162V213H160ZM45 215V214H44ZM47 215V214H46ZM157 215V214H156ZM214 215V214H213ZM14 216V214L12 215V217ZM38 216V215H37ZM216 216V215H215ZM18 217V216H17ZM17 217H15L16 219H17ZM41 217V216H40ZM39 216H38V218H40ZM125 217V216H124ZM46 218V217H45ZM48 218V217H47ZM63 219V218H62ZM62 219L60 220V221H62ZM146 219V218H145ZM211 219V218H210ZM214 220L213 221H215V219H217V218H213ZM3 220V219H2ZM2 220H1V222H2ZM39 220H41V219H39ZM44 220H46V219H44ZM49 220H52V219H49ZM49 220H48V222H49ZM20 221V222H21ZM63 221H64V219H63ZM124 221H127V220H124ZM0 222V223H1ZM44 222H46V221H44ZM65 222H66V218H65ZM165 222V221H164ZM233 222V221H232ZM62 223H64V222H62ZM211 223H214V222H211ZM234 223V222H233ZM41 224H43V222L41 223ZM222 224V223H221ZM225 224V227L227 226L226 225V223H224ZM224 224H223V226H224ZM230 224V223H229ZM65 225V224H64ZM232 225V224H231ZM236 225V224H235ZM19 226V225H18ZM22 226V225H21ZM24 226V225H23ZM29 226V225H28ZM34 226H36V225H34ZM214 226V225H213ZM12 227V231L13 230H15L16 228H14L13 226H11ZM29 227H32V226H29ZM44 227H46L47 228V234L49 235V236H47V234L45 233V232H43V234L45 235V236H47V237H49V240L48 241H53V240H55L56 239V237L51 233V231H53V230H51V224L50 223H48V224H45L44 225ZM52 227H53V224H52ZM65 227V226H64ZM2 227L0 226V229H1ZM14 228V229H13ZM22 228V227H21ZM25 229H26V227H24ZM35 228V227H34ZM157 228V227H156ZM24 229V231L25 232H27V230H25ZM36 229V228H35ZM41 229V228H40ZM40 229H38V230H40ZM64 229V228H63ZM65 229H66V227H65ZM231 229H233V227H231ZM236 229V228H235ZM239 229V228H238ZM17 230V229H16ZM22 230H23V228H22ZM21 229H19L18 231H15V232H17V233H15V232H13L12 233V235L10 236V235H7L8 236V239H14V237L17 239V237H18V235L21 233V231H22ZM84 230H85V228H84ZM240 230V229H239ZM6 231V230H5ZM31 231H32V228H31ZM34 231V230H33ZM41 231V230H40ZM83 232H85V231H83ZM87 233H88V231H86ZM146 232V231H145ZM226 232V231H225ZM28 233H30V232H27V234L26 235H28ZM36 233V232H35ZM90 233V232H89ZM150 233V232H149ZM240 233V232H239ZM18 234V235H17ZM152 234V233H151ZM30 235H32V234H30ZM20 236V235H19ZM145 236L147 237V234H145ZM239 236H241V235H239ZM238 236V237H239ZM253 236V235H252ZM2 237V236H1ZM6 237V236H5ZM22 237V236H21ZM28 237H29V235H28ZM28 237L26 236V240L28 239ZM39 237V236H38ZM69 237V236H68ZM87 237V236H86ZM99 237V236H98ZM23 238V237H22ZM34 238H36V234H35V237ZM84 238V236L81 238V239H83ZM40 239V238H39ZM86 239V238H85ZM122 239V238H121ZM7 240V239H6ZM18 240V239H17ZM16 240V241H17ZM19 240H21L20 238H19ZM18 240V241H19ZM33 240H35V241H37L38 239H33ZM237 240H238V238H237ZM17 241V242H18ZM28 241H29V239H28ZM47 241V240H46ZM74 241V240H73ZM88 241H90V240H88ZM15 242V241H14ZM14 243L15 245H16V249L18 248V244L19 243ZM81 242V241H80ZM83 242H84V240H83ZM234 242H237V241H234ZM2 243V242H1ZM89 243V242H88ZM23 244V243H22ZM31 245V244H30ZM29 245V246H30ZM28 246V245H27ZM90 246V245H89ZM14 247V246H13ZM25 248V247H24ZM13 249V248H12ZM16 249H14V250H16ZM27 249H29L28 247H27ZM50 249V248H49ZM41 250V249H40ZM216 250V249H215ZM226 250V249H225ZM17 251H18V255H19V250L17 249ZM16 251V252H17ZM2 252V251H1ZM12 252V251H11ZM16 252H14V254L16 253ZM77 252V251H76ZM129 252V251H128ZM3 253V252H2ZM24 253V252H23ZM37 253H38V251H37ZM37 253L36 252H34V250H29V252H28V254H26L28 257H30L31 258V256H37ZM131 253H132V251H131ZM1 254V253H0ZM17 254V253H16ZM22 255V254H21ZM132 256H133V254H131ZM207 255H208V253H207ZM12 256V255H11ZM38 256H39V253H38ZM127 256V255H126ZM128 256H130L129 255V253H128ZM204 256V255H203ZM209 256V255H208ZM207 256V257H208ZM27 257V258H28ZM65 257V256H64ZM35 258H37V257H35ZM9 258L6 256H0V262H2L3 264H10L11 263V261H10V263H9ZM37 260H38V258H37ZM34 261V260H33ZM118 261V260H117ZM27 262V261H26ZM13 263V262H12ZM33 263V262H32ZM35 263V262H34ZM48 263V262H47Z\"/></svg>",
    "mask_w": 264,
    "mask_h": 264
}]
</instances>
